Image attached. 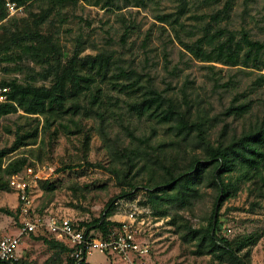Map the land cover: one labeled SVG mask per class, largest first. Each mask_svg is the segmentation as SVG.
Masks as SVG:
<instances>
[{
    "label": "rangeland",
    "instance_id": "1",
    "mask_svg": "<svg viewBox=\"0 0 264 264\" xmlns=\"http://www.w3.org/2000/svg\"><path fill=\"white\" fill-rule=\"evenodd\" d=\"M97 1L99 6L94 5ZM227 1L210 4L207 0H188L186 9L181 12V0H116L113 7L106 9L102 8L105 0H79L77 5L50 18L44 31L56 35L64 53L71 56L77 43L81 42L82 56L106 53L112 56L113 65L110 79L98 85L101 98L94 107L104 113L103 122L95 113L89 118L81 114L73 119L79 124L80 131L66 118L55 123L49 133H42V118L30 117L20 111L0 119V150L12 147L17 132L33 131L41 123L37 143L21 147L10 157L24 155L29 160L55 168L56 173L48 179L58 186L55 192L45 191L39 183L34 187L35 202L41 213L67 217L76 223L98 219L112 199L129 190L124 181L130 178L123 179L129 168L119 151L121 147H139L145 154L153 153L163 144H172L166 148V153L169 157L178 153L179 139L172 132L173 124L160 125L128 112L127 105L140 99L141 93L149 88L181 109L190 106L194 119L205 120L212 141H216L223 130L228 138L239 136L264 118V82L260 81L264 70L200 62L182 44V41L192 43L202 38L208 29L207 40L218 33L223 34L208 47L209 50H214L230 34L236 41L248 35L250 40L264 45V0H231L232 10L226 15L221 14L218 22H213L212 15L221 11ZM45 8L46 2L36 0L11 19L28 18L31 13L40 14ZM167 15L172 16L170 20L179 18V21L175 25L161 22L159 18ZM262 58L264 61V52ZM24 65L26 69L22 73H1L0 82L13 78L25 81L42 71L31 62ZM122 70L128 74L122 75ZM136 80L145 87L136 94L121 92L111 85ZM38 84L43 82L39 80ZM89 100L88 97L83 102L87 109ZM242 106L247 112L240 115ZM185 146L189 155L195 154L192 140ZM142 165L139 164L130 177H134ZM68 166L73 168L64 169ZM58 169L61 170L59 173ZM148 169L135 179L140 188L148 180ZM262 194L252 183H239L237 195L224 203L218 215L222 223L221 235L227 240L247 236H255L258 240L238 254L247 264H264ZM215 195L213 189L204 188L202 199L193 212H181L180 216L196 227H206ZM143 201V193L135 200H117L123 202L124 207L116 209L111 222L126 221L131 206L137 204L140 207ZM17 206V196L12 190H0L1 208L16 212ZM137 222L145 232L143 243L149 248L146 264H236L205 255L195 243L185 242L178 228L170 225V218L154 216L152 211L151 214H139ZM19 227L18 218L0 213V239L4 235L16 234ZM69 256L52 250L31 236L24 240L17 252V258L23 264H69ZM90 261L93 264H121L118 259L97 252Z\"/></svg>",
    "mask_w": 264,
    "mask_h": 264
},
{
    "label": "trees",
    "instance_id": "2",
    "mask_svg": "<svg viewBox=\"0 0 264 264\" xmlns=\"http://www.w3.org/2000/svg\"><path fill=\"white\" fill-rule=\"evenodd\" d=\"M25 8L36 0H13ZM46 2L45 8L40 14H30V17L20 20L9 18L7 10L0 0V70L4 75L19 74L25 71V62H31L42 69L35 76L22 81L17 78L4 79L0 82V88L8 87V101L0 103V119L6 116L18 114L42 118L44 124L42 133H49L55 123L68 118L80 131L79 124L74 118L83 115L89 118L95 113L104 121V113L95 110V104L101 98L99 83L110 79L112 71V56L106 53L97 55H84L82 43L78 42L72 55L63 52L61 45L56 40V35L44 31L53 16H58L62 10L75 6L79 0H41ZM116 0H105L102 8L113 7ZM139 2L140 0H136ZM214 3L218 0H207ZM188 4V0H181V12ZM99 6L100 2L94 4ZM233 3L228 0L224 8L212 15L213 22L221 19V14L226 15L232 10ZM31 17H33L31 19ZM172 16H163V23L175 25L179 18L170 20ZM10 21V24H8ZM202 38L192 43L182 41L185 49L196 60L204 63H224L231 66L255 67L264 70L263 52L264 45L250 40L248 35L236 41L235 36H226L214 50H209L222 36V32L211 36L207 40L208 29ZM122 75H127L125 70ZM41 80L43 84L39 85ZM264 82V76L260 80ZM114 89L121 92L139 93L145 87L138 80L128 84H111ZM89 97V108L84 107L83 102ZM188 105V104H187ZM128 112L140 119L154 120L160 125H172V132L179 139L177 154L166 153V148L172 144H163L153 153L143 154L139 147H121L126 159L128 172L123 174V179L128 186V191H123L112 199L106 206L102 217L87 222H74L77 229L85 227L87 233L106 237L110 227L119 223L111 222V215L116 211L117 199L135 200L138 194H145V201L140 205L149 206L154 216L170 218L171 226H175L183 234L182 239L187 243H195L201 253L211 255L220 261L228 260L236 264H247L240 259L238 254L246 248L257 243L255 236H247L236 240H227L223 235L220 211L224 203L235 197L239 183H252L256 190L263 193L264 197V118L254 126L245 130L239 136L228 138L226 132L220 133L216 141L210 138L209 129L205 120L198 121L191 115V107L179 108L173 101L168 102L162 94L154 89H148L141 93L140 99L130 102ZM240 115L247 112L242 106ZM39 122V120H38ZM62 125V124H61ZM39 122L33 131L27 133L17 132V137L11 148L0 150V190H11L9 177L23 170L30 160L28 157L13 156L21 147L35 145L40 136ZM132 135V134H130ZM133 139L134 136H132ZM90 137H87V141ZM192 140L195 154L189 155L185 143ZM196 140V142H194ZM148 143V142H147ZM166 150V151H165ZM172 148H170V151ZM7 162L6 167L4 164ZM134 177H130L132 171L139 164ZM151 163L150 165H148ZM151 165L153 167H151ZM149 171L147 182L141 188L135 182L136 177L145 169ZM68 166L64 169H72ZM61 170H57L59 173ZM236 177V181L233 178ZM47 192H55L58 189L56 183L47 181L38 182ZM204 188L213 189L216 192L212 213L206 227H196L192 222L180 216L181 212H193L195 206L202 199ZM218 207V209H217ZM217 209L216 223H214ZM39 212H41L39 210ZM0 213L8 217L18 218L19 211L13 212L0 207ZM46 235H31L35 241H43L52 250L69 254V249L54 239L48 240ZM249 256V253L247 254ZM246 256V257H247ZM12 264H23V261H13ZM69 264H77L69 256Z\"/></svg>",
    "mask_w": 264,
    "mask_h": 264
},
{
    "label": "built area",
    "instance_id": "3",
    "mask_svg": "<svg viewBox=\"0 0 264 264\" xmlns=\"http://www.w3.org/2000/svg\"><path fill=\"white\" fill-rule=\"evenodd\" d=\"M9 18L20 15L25 6L13 0H1ZM1 76V70H0ZM8 87L0 88V103L8 101ZM15 157V156H14ZM27 157V156H26ZM7 162L4 164L6 167ZM56 173L53 166L30 160L23 170L9 177V186L17 196L20 227L14 235H4L0 239V264L17 261V252L24 240L31 235H47L69 249L70 258L77 264H93L94 253L112 256L121 264H146L149 248L143 243L145 232L138 227L137 216L151 214L149 206L132 205L127 220L118 226L110 227L107 236L87 233L85 227L77 229L72 219L53 214L41 213L35 202L34 187L39 181H47ZM122 200L124 199H117ZM115 201L116 209L124 207L123 202Z\"/></svg>",
    "mask_w": 264,
    "mask_h": 264
},
{
    "label": "water",
    "instance_id": "4",
    "mask_svg": "<svg viewBox=\"0 0 264 264\" xmlns=\"http://www.w3.org/2000/svg\"><path fill=\"white\" fill-rule=\"evenodd\" d=\"M218 209V207H217ZM217 209H216V214H215V219H214V223H216V217H217Z\"/></svg>",
    "mask_w": 264,
    "mask_h": 264
}]
</instances>
